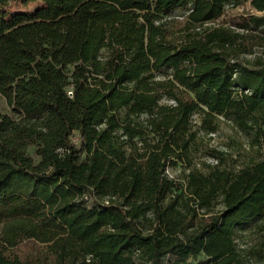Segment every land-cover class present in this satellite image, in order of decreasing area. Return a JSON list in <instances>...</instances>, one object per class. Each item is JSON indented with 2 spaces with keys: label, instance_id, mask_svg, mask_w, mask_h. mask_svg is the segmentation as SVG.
<instances>
[{
  "label": "trees",
  "instance_id": "16d2710c",
  "mask_svg": "<svg viewBox=\"0 0 264 264\" xmlns=\"http://www.w3.org/2000/svg\"><path fill=\"white\" fill-rule=\"evenodd\" d=\"M11 1L0 264H47L21 261L24 240L53 264H264V151L236 171L190 170L183 190L166 174L220 119L264 148V58H241L264 47V16L207 25L264 0H38L7 19Z\"/></svg>",
  "mask_w": 264,
  "mask_h": 264
},
{
  "label": "rangeland",
  "instance_id": "374dc122",
  "mask_svg": "<svg viewBox=\"0 0 264 264\" xmlns=\"http://www.w3.org/2000/svg\"><path fill=\"white\" fill-rule=\"evenodd\" d=\"M43 8V4L38 1L13 0L4 7L7 19L16 15L33 16L38 10ZM185 10H174L171 14L182 17ZM257 17L264 16V12H256L248 3L235 9H227L214 22L208 23V26H228L236 28L234 24L242 23L249 15ZM264 58V47H254L250 53L241 55L243 60L253 62L255 58ZM161 77V76H158ZM168 102V101H166ZM0 114L14 116L12 108L7 104L6 99L0 96ZM194 123L199 122V117H191ZM264 151V148L251 144L250 138L240 133L229 122L220 119L218 130L215 133H199L196 141L191 146V153L186 164H177V166L167 167L166 174L176 181V184L183 190L186 186V176L190 170L206 174L210 168L218 166L236 171L243 164L249 162L252 158H257ZM33 148L29 149L32 155ZM220 200V199H219ZM222 207L218 204L216 209ZM247 244L253 242L255 235L246 232L241 238ZM14 253L24 263L44 261L47 264H53L51 255L43 245H38L33 241L24 240L13 249Z\"/></svg>",
  "mask_w": 264,
  "mask_h": 264
}]
</instances>
